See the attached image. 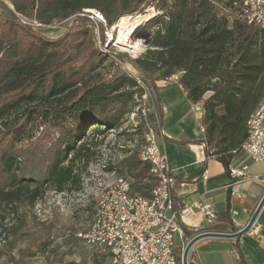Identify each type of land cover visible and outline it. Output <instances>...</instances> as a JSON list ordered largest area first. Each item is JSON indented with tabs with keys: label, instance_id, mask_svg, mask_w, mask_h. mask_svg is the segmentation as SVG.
Returning <instances> with one entry per match:
<instances>
[{
	"label": "trees",
	"instance_id": "16d2710c",
	"mask_svg": "<svg viewBox=\"0 0 264 264\" xmlns=\"http://www.w3.org/2000/svg\"><path fill=\"white\" fill-rule=\"evenodd\" d=\"M8 1L15 11L1 2L0 138L8 140L0 147V203L33 205L47 188L79 190L81 169H86L93 155L87 139L105 136L133 112L136 97L144 91L139 79L148 88L149 102H154L159 89L156 81L177 75L175 83L191 103L201 102L200 141L205 154L214 153L228 172L232 157L247 138V119L264 98V26L242 19L235 5L241 0ZM147 8L155 12L151 21L156 28L146 39L144 53L129 59L137 77L115 72L109 79L104 71L112 61L104 64L88 28L49 38L21 23L16 15L33 19L35 12L37 20L51 24L70 16L84 19L78 13L95 9L111 26ZM70 37L76 39L68 44ZM82 38L88 58L85 63L68 64L80 57L79 48L85 45L79 47L75 41ZM74 50L77 56L72 55ZM154 106L161 125L160 108ZM144 117L149 123L154 114ZM37 120L43 127L36 136L29 124ZM150 171V162L134 151L118 172L153 180L152 186L131 184L134 192L148 198L159 179ZM171 175L175 183L190 180ZM172 196L176 208L183 206L173 189ZM221 219L233 229L227 216ZM193 233L183 226L182 240ZM183 247L179 243L176 248L179 260Z\"/></svg>",
	"mask_w": 264,
	"mask_h": 264
},
{
	"label": "rangeland",
	"instance_id": "374dc122",
	"mask_svg": "<svg viewBox=\"0 0 264 264\" xmlns=\"http://www.w3.org/2000/svg\"><path fill=\"white\" fill-rule=\"evenodd\" d=\"M1 2L15 11L8 0H0V17L3 9ZM137 13L139 17L132 14L129 15L132 18L127 20V23L136 18L139 20L137 27L129 31L130 35H128L132 44L135 45L133 49L116 42L119 36H123L119 27L122 19H125V22L128 19L126 16L119 18L111 26H108L105 20V23H94L93 27H89L91 20L82 11L78 13V16L84 19L70 16L63 21L51 24H44L37 20L35 12L32 14L33 19L19 13L16 15L21 23L30 25L38 34L49 38H62L67 32H75L81 27L88 28L92 33V46L101 51L104 64L112 61L104 71L105 78L109 79L115 72L137 77V72L129 59L144 53L148 48L146 39L156 28L153 26L155 22L151 21L152 16L155 15L152 8ZM147 24L151 26L146 28ZM75 39L70 37L67 43L70 44ZM82 39L84 42L80 41L81 39L75 41L79 47L81 44L85 45L79 48L82 50L80 57L71 62L68 61V64L85 63L88 58L86 39ZM119 53L122 56L119 57ZM76 54L77 51L74 50L72 55L77 56ZM135 101L136 106L133 112L122 118L119 127L108 130L103 137L86 138L93 155L86 169H81L82 183L79 190L57 192L47 188L44 196L33 205L27 202L10 205L0 203V252L2 254L0 264H111L107 251L89 245L78 236V233L86 230L92 222L97 194L117 177L127 178L133 186L144 183L152 186L154 182L148 179L140 180L129 173L119 174L118 172L120 168L123 169L124 159L134 151L141 155L147 143V123L144 120L143 109H146L149 104L146 99L142 100L139 97H136ZM153 104L155 105V100ZM42 127L38 120L29 124L30 132L36 136ZM7 140L6 137H1L0 147Z\"/></svg>",
	"mask_w": 264,
	"mask_h": 264
},
{
	"label": "crops",
	"instance_id": "0c3cea01",
	"mask_svg": "<svg viewBox=\"0 0 264 264\" xmlns=\"http://www.w3.org/2000/svg\"><path fill=\"white\" fill-rule=\"evenodd\" d=\"M175 76L167 80H157L156 106L161 111L162 134L158 143L167 157L171 172L189 181L176 182L173 190L178 202L190 204L195 201L209 202L214 207L218 220L214 228L207 225L200 214H195L185 227L195 235L207 228L218 232H234L249 221L259 201L264 195V158L253 161L249 155L239 150L232 157L230 167L247 166V177L241 191L233 192L229 187L230 176L217 156L205 154L201 140L200 117L202 113L193 109L185 91L175 83ZM165 82L166 84H161ZM205 171L206 178H202ZM221 216H227L233 229L227 226ZM221 219V220H220ZM253 225L257 235L244 233L238 237H203L195 241L188 252L190 264H262L264 262V202ZM192 235V236H193ZM191 236V237H192ZM190 237V238H191ZM176 237V244L185 245L190 239Z\"/></svg>",
	"mask_w": 264,
	"mask_h": 264
},
{
	"label": "built area",
	"instance_id": "2783aa9c",
	"mask_svg": "<svg viewBox=\"0 0 264 264\" xmlns=\"http://www.w3.org/2000/svg\"><path fill=\"white\" fill-rule=\"evenodd\" d=\"M245 9L248 10V17L242 19L247 21V24L264 26V5L261 0L249 1ZM82 13L91 20L89 27H93L94 23H105V18L97 17L94 9H85ZM139 86L144 89L140 98L146 99L149 104L146 107L147 114H154V118L149 121L151 132L147 152H152L153 158L162 160L165 167V186L163 189L152 188L148 203L126 200L124 185L128 180L124 177L121 185L115 188V194H109L102 202L97 203L91 224L86 230L79 232L78 236L89 245L107 251L111 264L113 257H121V264H182L176 255V237L182 236L183 226L195 214H200L207 225H212L217 220V214L209 202L195 201L183 204L180 208L174 206L172 189L175 181L167 166L166 154L158 143V137L162 134L159 115L154 102H149L148 88L140 79ZM193 109L201 113V102L194 103ZM250 122L253 124V131L245 152L251 160L257 162L264 158V108H260L257 119ZM246 169V165L229 168L228 185L233 192L241 191L244 179L257 178L247 177ZM150 172L155 176L153 171ZM202 178H206L205 171ZM203 231L213 230L207 228ZM257 232L258 229L252 224L245 233L255 236Z\"/></svg>",
	"mask_w": 264,
	"mask_h": 264
},
{
	"label": "bare ground",
	"instance_id": "6f19581e",
	"mask_svg": "<svg viewBox=\"0 0 264 264\" xmlns=\"http://www.w3.org/2000/svg\"><path fill=\"white\" fill-rule=\"evenodd\" d=\"M249 1H253V0H241L238 4L235 3V5L239 7L240 13L243 16V18L248 17V10H246L245 8H246V6L249 5ZM261 2H262V5H264V0H261ZM96 13H97V17H103L101 12L96 10ZM127 17H128V19H126V22H125V19H122V21L120 23V27L118 25V27L120 28V33L123 32V36H119L118 39L116 40V42H119L122 45H127L133 49V48H135V45L132 44L133 42L130 40L128 35H130L129 31H132L137 27L139 20H138V18H136V19L132 20L130 23L129 22L127 23V20L132 18L131 16H127ZM124 31H126V33H124ZM138 82H139V80H138ZM260 108H264V98L262 99L260 105L249 115V117L247 119L246 125H247L248 135H247L245 142L241 146V150L244 152H245L246 146H249V138H250L251 133L253 131V124H251L250 120L257 119V116H259ZM146 110L147 109H145V108L143 109L144 115L147 114ZM201 113H202V109H201ZM146 125H147V132H146L147 143L141 152V157L143 160L150 162L151 171H153L155 173V175L159 178L157 184L153 187V189H163V186H165V167H164V164L162 163L161 159L153 158V153L147 152L148 151L149 136H150V132H151V124L147 123ZM200 131L203 132V127L201 125H200ZM123 178L124 177H117L113 182H111V184H107L105 187H103L100 190L99 194H97L98 196H97V200H96V206H97V203L102 202L104 200V198H106L107 195L115 194V188H117L118 186L121 185V180H123ZM124 194H125L126 200H135V201H139L140 203H148L147 197L143 196L141 193L133 191L131 183L129 180L124 185ZM113 264H121V257H113Z\"/></svg>",
	"mask_w": 264,
	"mask_h": 264
},
{
	"label": "water",
	"instance_id": "95a60500",
	"mask_svg": "<svg viewBox=\"0 0 264 264\" xmlns=\"http://www.w3.org/2000/svg\"><path fill=\"white\" fill-rule=\"evenodd\" d=\"M264 202V195L262 196L261 200L259 201L256 209L254 210V212L252 213L249 221L247 222V224L241 228L238 231H234V232H218V231H201L196 233L195 235H193L184 245L183 249H182V253H181V261L182 264H188V252L190 247L192 246V244L197 241L200 238L203 237H208V236H215V237H238L243 235L248 229L249 227L253 224L257 213L260 209V207L262 206Z\"/></svg>",
	"mask_w": 264,
	"mask_h": 264
}]
</instances>
